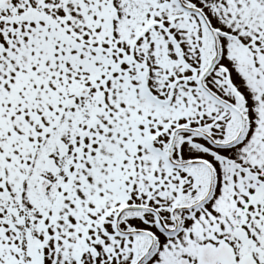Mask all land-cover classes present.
I'll return each instance as SVG.
<instances>
[{
	"label": "snow or ice",
	"instance_id": "1",
	"mask_svg": "<svg viewBox=\"0 0 264 264\" xmlns=\"http://www.w3.org/2000/svg\"><path fill=\"white\" fill-rule=\"evenodd\" d=\"M0 264H264V0H0Z\"/></svg>",
	"mask_w": 264,
	"mask_h": 264
}]
</instances>
